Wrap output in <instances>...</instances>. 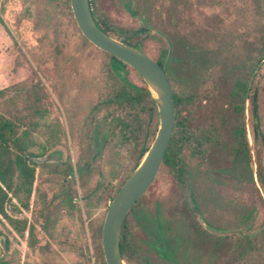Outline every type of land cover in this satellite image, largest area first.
<instances>
[{"label": "rangeland", "instance_id": "obj_1", "mask_svg": "<svg viewBox=\"0 0 264 264\" xmlns=\"http://www.w3.org/2000/svg\"><path fill=\"white\" fill-rule=\"evenodd\" d=\"M94 9L115 33L139 41L152 57L165 59L173 88L191 99L182 104L185 126L194 131L210 124L214 129L212 141L200 150L192 142L182 147V176L161 164L135 210L158 211L162 232L175 253L173 264H264V192L254 187L250 173L258 185L256 170L264 172V147L260 137L253 139L246 102L241 120L253 163L234 149L236 139H242L234 128L242 122L232 114L229 95L235 73L244 75L264 52V0H96ZM168 40L172 51L165 58ZM58 56L63 63L56 74ZM258 65L264 131V61ZM109 66V54L84 37L63 0H0V113L22 119L21 129L35 124L33 137L43 146L32 151L51 146L47 132L57 113L94 115L100 121L111 109L114 116L131 119V100L95 110L106 85L120 88L128 99L135 92L112 75ZM124 69L130 82L145 85L134 68ZM56 83L64 97L58 111ZM149 98L143 96L137 106V157H130V144H107L93 157L91 152H68V158L79 155L89 164L68 188L69 198L78 201L69 200L56 171H38L41 162H35L29 196L9 193V218L0 214L5 264H102L95 229L101 227L111 196L137 164L140 150L154 136L158 116L148 119ZM30 101L42 109L29 111ZM11 219L17 220L21 233ZM126 221L132 264H163L138 216L128 212Z\"/></svg>", "mask_w": 264, "mask_h": 264}, {"label": "trees", "instance_id": "obj_2", "mask_svg": "<svg viewBox=\"0 0 264 264\" xmlns=\"http://www.w3.org/2000/svg\"><path fill=\"white\" fill-rule=\"evenodd\" d=\"M65 5H67V11L71 17H73V13L71 10L70 0H63ZM90 7L94 19L98 23V25L106 32L111 35L125 41L129 44H132L140 49L139 41H131L127 36L122 35L120 33H115L111 26H109L106 22L99 19L96 15L94 5L96 0H89ZM74 18V17H73ZM143 50V49H142ZM168 49H163L162 55L166 58ZM108 53V52H107ZM109 54V53H108ZM156 61L164 68L166 71L168 78L170 80V75L168 73L166 62L163 57L155 58ZM264 61V52L258 57V60L255 62L251 61L249 70L244 72V75H238L236 72V76L234 81L232 82L229 95L232 98L230 107L232 109V114L235 116L236 120L242 122L241 125L235 126V132L242 133V139H236L237 145L234 146V149L239 150L243 153L245 159L247 161H251V151L248 145L247 135L245 123L241 120L242 113L246 109L245 103L248 101L249 112L252 117L251 122V133L253 139L260 137L263 147H264V131L260 129V115H259V87L256 79V68L259 66V62ZM109 62L110 65L115 67L120 64L125 65L120 59L115 56L109 54ZM126 81V79H123ZM171 83V81H170ZM135 92L130 95V100H134L132 104L134 105L137 102V105L141 102L143 96L150 97L149 105L147 109L149 111L148 119L151 117V114H155L157 117V108L153 97L146 85L140 87H135L134 85H129ZM172 94H173V102H174V111H175V125L171 140L168 144V147L164 153L162 165H165L169 168H172L177 176H182L184 172V161L182 156V147L186 144V142H192L196 148L201 149L202 146L212 141L214 135L213 126L209 124V128H196L194 131L188 129L185 126L184 117L182 116V104L186 100H190V98L179 94L173 88L172 84ZM136 101V102H135ZM132 105V106H133ZM28 110L36 113L42 109L41 105L37 103V101H30L28 104ZM154 111V112H152ZM151 112V113H150ZM22 119L19 118L14 119L8 116H5L0 113V214L8 217L6 204L9 201V193L17 194L19 191H23L26 196H29L34 180V165L35 162L31 160L27 154L29 155H40L42 153V149L39 151H32V147L36 145L43 146L42 143H39L33 137V130L35 129V124H32L33 127L23 128L21 129ZM156 131V125L151 131V135H154ZM213 134V135H212ZM48 138H52L49 136ZM148 145H145L140 150V154L138 157V161L146 151ZM27 153V154H26ZM137 161V162H138ZM251 178L253 180L254 187L259 190L261 188L264 192V172L257 169V180L258 185L254 183L253 171L251 170ZM260 192V191H259ZM193 196V194L191 193ZM70 200V199H69ZM138 202V200L136 201ZM137 204V203H135ZM135 204L132 205L129 212L134 213L139 218V224L143 227L144 230L149 231L148 235L151 236V240H147L148 244L155 248L159 257H161L164 262L163 264H173L175 261L174 251L171 249L170 244L162 232L163 221L159 216L157 210L153 213L148 212L143 207H138V210H135ZM26 205V204H25ZM191 209V207H190ZM255 207H251V211H253ZM127 217V216H126ZM126 217L123 221L121 232H120V253L122 258L125 260L127 264H132L133 252L130 248L128 231H127V221ZM13 226L18 230L19 233L22 232V229L19 227V224L16 223L17 220L11 219ZM25 227V221L23 222L22 228ZM100 234V242L98 247V252L101 258V263L106 264L103 249L101 245V228L99 227L98 231ZM1 235V230H0ZM6 259L5 256L0 254V264H5Z\"/></svg>", "mask_w": 264, "mask_h": 264}, {"label": "water", "instance_id": "obj_3", "mask_svg": "<svg viewBox=\"0 0 264 264\" xmlns=\"http://www.w3.org/2000/svg\"><path fill=\"white\" fill-rule=\"evenodd\" d=\"M70 5L81 33L101 50L134 68L149 89L157 108L158 125L155 134L140 160L109 202L102 224L101 245L106 264H127L122 258L119 246L122 223L131 206L155 179L171 140L175 125L172 87L166 71L154 57L104 31L97 24L89 0H70ZM171 51V42L168 40L167 58ZM56 155L54 149H51L30 157L38 163L55 161ZM3 239L0 235V244L5 249Z\"/></svg>", "mask_w": 264, "mask_h": 264}, {"label": "flooded vegetation", "instance_id": "obj_4", "mask_svg": "<svg viewBox=\"0 0 264 264\" xmlns=\"http://www.w3.org/2000/svg\"><path fill=\"white\" fill-rule=\"evenodd\" d=\"M61 58L62 56H58L55 61L54 67L56 70V74L59 73L60 64L63 63V60ZM125 65L127 64L125 63ZM108 69L112 75L119 77L120 79H122V81H124L123 79H126L125 82L127 83V85L132 84L135 87L138 86L133 84L127 79L126 77L127 74L123 64H120L119 66H115V67L110 65ZM103 73L106 74V71H103ZM55 85H56L55 94H54L56 101L55 109L58 111V106H60L61 104L60 100H63L64 97L59 94V88H58L59 84L56 83ZM113 87H114L113 85H110L109 88L108 85H106L105 89L107 90V88H109V90L108 91L105 90V93H103L100 96V98H98L97 102L94 103V105L97 106L95 110L96 109L105 110L106 106L108 105H112L113 103H115L116 105H120L121 100H130L128 99V97H123L124 95L122 94L120 88L114 89ZM134 100H131V104L132 102H134ZM66 105L69 106V104ZM137 106L138 105L136 102L133 105L134 113L132 114L130 120L126 117L119 118L114 116L111 109L109 111H107V109L106 111H104L106 115L104 116V118H101L100 121L95 120L94 115L80 116L72 113L71 111H69L67 114L65 113L63 116H61L59 113L55 114L53 116L52 128L50 131L47 132V134L52 137L51 146L44 149L41 154L45 153L48 150L54 149L55 153L57 154L56 160L52 162L39 163V165L37 166L38 171L51 170V173L56 171L57 174L60 176L59 184L62 186L65 193H67V197L69 198L70 192L68 188L71 185V180L78 177L79 174L81 173V170H86L87 167L89 166L86 160L80 161L82 158L79 160V155L76 159H71L70 157L68 158L69 151L71 150L77 151L78 154H81L83 152H91L90 157H93L98 150H100L102 147H104L107 144L111 143L116 147L121 145L128 146V144H130V149H131L130 157L131 158H133V156L137 157L138 155L137 154L138 152ZM115 115H118V113H116ZM27 155L31 159L30 157L31 155L29 154ZM122 183L120 184V186L122 185ZM120 186L116 189L115 193L118 191ZM115 193L111 196L109 202L111 201ZM69 199H71V201L73 202L79 200V198H75L73 196H71V198ZM102 224L100 227L101 231H102ZM259 229L253 231V233L258 231ZM261 230L263 231L264 227ZM95 231H98V226H96ZM251 235L252 233L248 234L249 237Z\"/></svg>", "mask_w": 264, "mask_h": 264}]
</instances>
